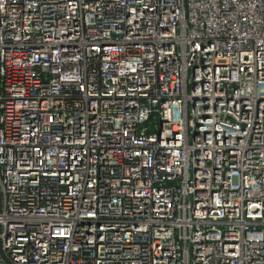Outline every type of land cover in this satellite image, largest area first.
<instances>
[{"label": "built area", "instance_id": "1", "mask_svg": "<svg viewBox=\"0 0 264 264\" xmlns=\"http://www.w3.org/2000/svg\"><path fill=\"white\" fill-rule=\"evenodd\" d=\"M0 264H264V0H0Z\"/></svg>", "mask_w": 264, "mask_h": 264}]
</instances>
